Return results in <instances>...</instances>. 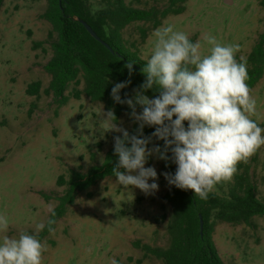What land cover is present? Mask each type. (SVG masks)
Segmentation results:
<instances>
[{
    "label": "rangeland",
    "instance_id": "1",
    "mask_svg": "<svg viewBox=\"0 0 264 264\" xmlns=\"http://www.w3.org/2000/svg\"><path fill=\"white\" fill-rule=\"evenodd\" d=\"M87 1L93 12L102 8V0ZM263 1L187 0L175 6L184 7V12L169 15L162 25L172 24L193 42L200 40L205 52L209 45L202 37L206 34L222 44H239L236 58L247 60L264 34ZM125 2L135 9L159 11L171 4L170 0ZM47 7V0H5L0 11V214L9 219L7 234L35 235L46 247L42 264H112L113 260L163 264L135 246L136 242L161 248L169 244L171 206L165 195L170 186L155 156L148 158L145 167L156 169L158 191L146 195L138 188L118 185L116 177H107L79 193L50 233L37 231L36 226L47 224L58 198L66 193L68 186L57 184L59 177L68 182L74 172L87 174L101 165L114 137L122 135L108 130L103 117L108 111L83 93V83L69 86L67 102L45 94L51 82L45 67L56 39V34L50 36L51 24L42 17ZM144 30L147 38L143 41ZM154 30L153 23L136 22L123 32L126 46L146 62ZM33 42L44 45L34 49ZM38 81L40 97L27 95L29 84ZM76 93H81L80 99ZM252 96L257 102L252 119L264 128V77L252 89ZM134 123L126 112L116 124L129 132ZM250 163L256 194L264 202V147ZM211 192L220 193L216 186ZM252 223L216 226L213 239L225 264H264V218L255 217Z\"/></svg>",
    "mask_w": 264,
    "mask_h": 264
},
{
    "label": "clouds",
    "instance_id": "2",
    "mask_svg": "<svg viewBox=\"0 0 264 264\" xmlns=\"http://www.w3.org/2000/svg\"><path fill=\"white\" fill-rule=\"evenodd\" d=\"M152 37L151 54L142 69L146 78L133 90L135 95L125 93L123 99L120 95L130 79L116 83L111 90L114 102L131 109L130 117L138 124L136 133L130 135L118 126L112 110L103 113L108 130L122 134L114 137L118 163L113 175L125 189L153 194L159 188L157 171L145 164L155 156L166 166L168 162L176 165L174 173H162L169 186L207 199L217 184L233 178L239 163H247L264 147V128L252 119L257 102L247 83V60H237L239 44H222L206 34L202 37L209 45L205 52L200 40L193 42L172 24L156 28ZM125 67L131 76L133 62ZM148 90L159 95L150 98L145 95ZM145 126L155 127L151 136H144ZM153 137L163 141V146L149 148ZM44 227L43 223L36 226L37 231ZM9 228L8 217L0 214V264H42L45 245L26 232L10 236Z\"/></svg>",
    "mask_w": 264,
    "mask_h": 264
},
{
    "label": "trees",
    "instance_id": "3",
    "mask_svg": "<svg viewBox=\"0 0 264 264\" xmlns=\"http://www.w3.org/2000/svg\"><path fill=\"white\" fill-rule=\"evenodd\" d=\"M4 1L0 0V11ZM170 1L167 9L159 11L135 9L128 6L125 0H102V8L93 12L87 0H47L48 7L42 17L51 24L50 36L52 38L53 34H56V39L52 41V58L45 67L51 76L45 94L67 102L65 93L69 86L83 83V93L92 101L103 103L107 111L112 110L116 117L115 123L126 112L130 114L131 109L127 104L114 102L111 90L116 83L130 79L131 83L121 90L120 95L122 99L125 98V93L128 97H133V90L146 78L142 73L146 61L126 46L123 32L136 22L153 23V28L156 29L169 15H180L184 12V7L175 6L179 2L186 3L187 0ZM81 21L86 22L111 50L93 38ZM146 38L147 31L144 30L143 41ZM43 45V42H33L34 49L42 48ZM129 62H133L131 76L125 67ZM247 70V83L252 90L264 77V34L247 58ZM41 89V82H33L29 84L26 93L39 98ZM80 94H74L75 98L80 99ZM145 95L154 98L159 93L148 90ZM137 128L138 124L134 123L129 134H135ZM154 131L155 127L145 126L143 134L146 137L151 136ZM154 144L162 147L163 141L153 137L148 147L151 148ZM250 159L247 163L241 162L237 165V172L230 181L216 185L221 194L210 192L207 199L195 196L191 190L170 186L165 195L171 206L167 223L168 246H141L140 242H136L135 246L141 249L145 256L155 257L163 264H225L213 239L218 223L252 226L253 218H264V202L256 194V187L250 175ZM117 163L118 156L114 154L113 145L106 153L103 163L90 168L87 174L74 172L68 182L64 181L62 176L59 177L57 184L66 185L68 188L66 193L58 198L59 205L51 212L49 218L54 223L49 225L48 220L43 235L51 232L49 227L53 230L57 221L64 217L66 208L75 203L79 193L87 191L100 180L115 177L113 168ZM160 163L166 172H175V164L168 162L166 166L163 160H160ZM43 196L50 199L48 195ZM200 216L204 221L203 235L200 232Z\"/></svg>",
    "mask_w": 264,
    "mask_h": 264
},
{
    "label": "water",
    "instance_id": "4",
    "mask_svg": "<svg viewBox=\"0 0 264 264\" xmlns=\"http://www.w3.org/2000/svg\"><path fill=\"white\" fill-rule=\"evenodd\" d=\"M63 0H60V2H62ZM228 2V0H227ZM81 23L85 26V28L87 29V31L92 35L93 38H95L98 42H100L101 44H103L104 46H106L109 50H111V47L104 42L94 31L93 29L84 21H81ZM203 229H204V221L202 216H200V232L203 235Z\"/></svg>",
    "mask_w": 264,
    "mask_h": 264
}]
</instances>
